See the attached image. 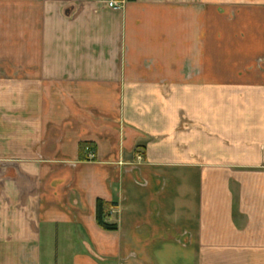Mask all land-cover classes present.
I'll use <instances>...</instances> for the list:
<instances>
[{"label": "crops", "instance_id": "1", "mask_svg": "<svg viewBox=\"0 0 264 264\" xmlns=\"http://www.w3.org/2000/svg\"><path fill=\"white\" fill-rule=\"evenodd\" d=\"M0 264H264V0H0Z\"/></svg>", "mask_w": 264, "mask_h": 264}, {"label": "trees", "instance_id": "2", "mask_svg": "<svg viewBox=\"0 0 264 264\" xmlns=\"http://www.w3.org/2000/svg\"><path fill=\"white\" fill-rule=\"evenodd\" d=\"M91 148L90 145L81 144L79 146V156L81 160L86 159V149ZM115 207V204H109L102 200H98L96 203V220L99 227L106 231H115L116 225L108 224L106 222L109 212Z\"/></svg>", "mask_w": 264, "mask_h": 264}, {"label": "built area", "instance_id": "3", "mask_svg": "<svg viewBox=\"0 0 264 264\" xmlns=\"http://www.w3.org/2000/svg\"><path fill=\"white\" fill-rule=\"evenodd\" d=\"M128 1L130 0H103V3L109 10H120ZM86 158L88 161L95 160V153L91 148L86 149Z\"/></svg>", "mask_w": 264, "mask_h": 264}]
</instances>
